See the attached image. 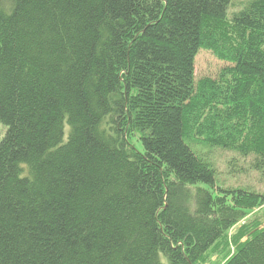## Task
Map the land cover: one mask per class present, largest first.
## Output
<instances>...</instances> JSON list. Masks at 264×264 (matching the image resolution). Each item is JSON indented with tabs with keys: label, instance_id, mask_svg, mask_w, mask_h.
I'll return each instance as SVG.
<instances>
[{
	"label": "trees",
	"instance_id": "16d2710c",
	"mask_svg": "<svg viewBox=\"0 0 264 264\" xmlns=\"http://www.w3.org/2000/svg\"><path fill=\"white\" fill-rule=\"evenodd\" d=\"M0 0V264H264V0ZM226 62L196 77V58ZM68 128V132H67Z\"/></svg>",
	"mask_w": 264,
	"mask_h": 264
},
{
	"label": "rangeland",
	"instance_id": "374dc122",
	"mask_svg": "<svg viewBox=\"0 0 264 264\" xmlns=\"http://www.w3.org/2000/svg\"><path fill=\"white\" fill-rule=\"evenodd\" d=\"M248 0H232L228 12L231 14L241 9ZM227 63L220 60L212 51L201 50L196 58V77H215L220 69ZM7 127L0 122V143L6 135ZM68 132V128H67ZM202 152L207 155L217 171V183L224 187L247 188L264 193V176L252 167L253 155L243 156L236 150H227L220 147L200 145ZM255 216L264 222V205L256 208L230 232L235 235L248 221ZM223 260L221 254L215 253L212 257L213 264H219Z\"/></svg>",
	"mask_w": 264,
	"mask_h": 264
}]
</instances>
